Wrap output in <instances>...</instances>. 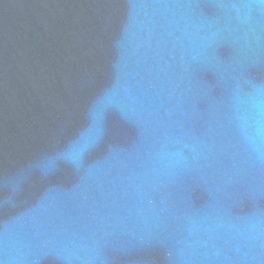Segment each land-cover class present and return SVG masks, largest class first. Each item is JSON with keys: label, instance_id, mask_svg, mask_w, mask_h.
Wrapping results in <instances>:
<instances>
[{"label": "water", "instance_id": "95a60500", "mask_svg": "<svg viewBox=\"0 0 264 264\" xmlns=\"http://www.w3.org/2000/svg\"><path fill=\"white\" fill-rule=\"evenodd\" d=\"M0 264H264V0H0Z\"/></svg>", "mask_w": 264, "mask_h": 264}]
</instances>
